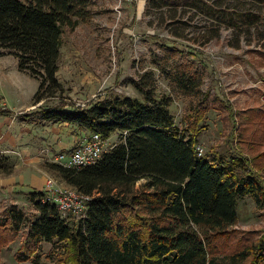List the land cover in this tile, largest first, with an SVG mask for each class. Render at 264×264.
Here are the masks:
<instances>
[{
	"label": "trees",
	"instance_id": "trees-1",
	"mask_svg": "<svg viewBox=\"0 0 264 264\" xmlns=\"http://www.w3.org/2000/svg\"><path fill=\"white\" fill-rule=\"evenodd\" d=\"M200 2L230 28L264 27V16L252 11ZM150 4L157 10L169 6L150 0L146 12ZM91 17L90 0H0V56L16 59L17 70L38 82L33 106L59 91L64 29ZM158 46L162 55L152 58L153 69L132 81L141 99L109 93L85 107L55 106L21 116L26 122L36 116L39 122L75 126L104 142L114 132L119 138L89 166L43 162L48 175L89 198L85 211L71 225L45 192H30L34 216L14 205L1 211L0 251L20 236L14 258L32 264H39L42 243L51 245L46 256L51 264H264V228H235L237 200L249 196L264 206V103L232 109L200 90L203 65L191 53ZM155 72L167 89L161 94ZM178 99L186 103L182 128L171 110ZM211 108L232 123L234 155L215 148L197 154ZM7 162L0 158L5 176L13 170Z\"/></svg>",
	"mask_w": 264,
	"mask_h": 264
},
{
	"label": "rangeland",
	"instance_id": "rangeland-1",
	"mask_svg": "<svg viewBox=\"0 0 264 264\" xmlns=\"http://www.w3.org/2000/svg\"><path fill=\"white\" fill-rule=\"evenodd\" d=\"M148 1L90 0L91 19L78 23L73 30L65 28L63 31L56 74L59 91L36 106H33L32 97L38 82L19 72L13 58L0 59V111L4 110L0 113V158H7V165L13 168L12 175H45L46 181L58 182L40 166L49 161L45 151H49L51 159L56 155L67 156L79 142L90 136L85 130L65 124L50 123L51 128L43 129L36 116L29 123L24 122L21 116L55 106L68 109L71 105L76 107V104H82L85 107L109 93L141 99L132 81L143 71L153 69L152 58L162 55L158 43L191 53L203 65L200 68V90L224 99L232 109L260 107L264 103L263 26L230 28L214 17L213 12L201 6V0H187L189 4H185L187 2L184 0H166L168 7L157 10L150 4L146 12ZM202 1L210 7L235 12L249 10L264 16V0ZM193 2L197 6L193 7ZM155 73L161 94L167 89ZM185 106V101L178 99L171 107L179 128L183 127L181 118ZM202 126L197 142L202 155L211 148L234 155L237 137L232 131L231 122L225 123L221 114L211 108ZM54 134L59 142L53 141ZM50 138L52 140L48 141ZM118 138L117 133H112L104 142V149L108 150L117 143ZM18 141H27L30 151L23 153V145H18ZM58 143H61L60 148ZM33 187L37 188L36 185ZM26 189L29 193L38 191L30 187ZM20 193H15L11 198L1 194L0 213L14 205L27 217L34 216L28 195ZM236 212L238 222L235 228L243 231L264 228V206L256 205L251 197L237 200ZM69 218L71 225L77 221L73 216ZM20 240L18 236L2 248L0 264H32L15 260ZM50 250V244H41L39 264H51L46 258Z\"/></svg>",
	"mask_w": 264,
	"mask_h": 264
},
{
	"label": "built area",
	"instance_id": "built-area-1",
	"mask_svg": "<svg viewBox=\"0 0 264 264\" xmlns=\"http://www.w3.org/2000/svg\"><path fill=\"white\" fill-rule=\"evenodd\" d=\"M76 107H84L76 104ZM104 141L96 134H91L87 139L79 142L76 147L67 155H56L49 162L60 164L67 168H81L94 164L104 152ZM197 154L202 155V150L196 147ZM48 156L49 151H45ZM52 201L63 219L69 216L79 218L85 211L88 197L83 196L70 187L59 185L54 180H47L44 191Z\"/></svg>",
	"mask_w": 264,
	"mask_h": 264
},
{
	"label": "crops",
	"instance_id": "crops-1",
	"mask_svg": "<svg viewBox=\"0 0 264 264\" xmlns=\"http://www.w3.org/2000/svg\"><path fill=\"white\" fill-rule=\"evenodd\" d=\"M10 58L12 59L13 57H11V56H0L1 60H8V59L10 60ZM13 60H14L15 68H16V66H17L16 60L14 58H13ZM1 112H4V110L0 111V113ZM24 122H26V121H24ZM26 123H29V122H26ZM39 123H40L39 126H43V129L51 128V126L48 125L50 123H43V122H39ZM59 125H61V124H59ZM21 136L24 137L23 133L21 134ZM23 137L20 139V141L23 139ZM50 140H52V139L51 138L48 139V141H50ZM20 141H18L17 144L23 145L22 146V149H24L23 153H24V151H25V153H27L26 150L30 151V146L28 145L29 143L27 141H23V142H20ZM53 141H55V143L60 141V140L58 141V137H55V134H54ZM58 146H59L58 148H60L61 143H58ZM0 148H2V147L0 146ZM50 156L51 155L48 153V157H50ZM44 176L35 177V175H29L28 177H25V175H17V174L16 175L10 174L8 176L0 175V189H3V190H0V196H2V195L5 197L9 196L11 198L12 195H14L15 193L21 194L20 192H22L24 194H28L29 192L26 189L27 187L34 188L38 191L44 192L45 191V183H46ZM56 183H58L59 185H64L60 182H56ZM24 185H25V187H24ZM34 185H36L37 188L33 187Z\"/></svg>",
	"mask_w": 264,
	"mask_h": 264
}]
</instances>
